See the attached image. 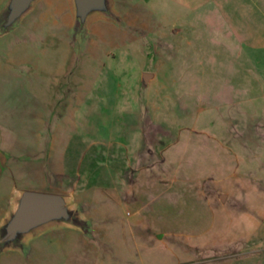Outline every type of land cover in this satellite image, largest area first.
<instances>
[{
    "label": "rangeland",
    "instance_id": "obj_1",
    "mask_svg": "<svg viewBox=\"0 0 264 264\" xmlns=\"http://www.w3.org/2000/svg\"><path fill=\"white\" fill-rule=\"evenodd\" d=\"M112 2L78 35L69 0H40L0 36V221L13 189L87 220L0 264H264V49L216 6Z\"/></svg>",
    "mask_w": 264,
    "mask_h": 264
},
{
    "label": "water",
    "instance_id": "obj_2",
    "mask_svg": "<svg viewBox=\"0 0 264 264\" xmlns=\"http://www.w3.org/2000/svg\"><path fill=\"white\" fill-rule=\"evenodd\" d=\"M40 0H7L0 11V36L12 29L30 13ZM113 0H69L77 34H83L95 18L117 21ZM142 73L141 87L153 79ZM220 201L223 196H219ZM67 226L78 229L87 227V220L67 195L17 190L0 221V253L23 251L26 243L52 227Z\"/></svg>",
    "mask_w": 264,
    "mask_h": 264
},
{
    "label": "crops",
    "instance_id": "obj_3",
    "mask_svg": "<svg viewBox=\"0 0 264 264\" xmlns=\"http://www.w3.org/2000/svg\"><path fill=\"white\" fill-rule=\"evenodd\" d=\"M176 4L200 12L201 7L216 6L221 32L236 40V45L248 46V49L258 51L264 49V0H169ZM232 6L238 7L232 9ZM226 24L228 25L226 29ZM224 26V28H223ZM10 193V199L15 193Z\"/></svg>",
    "mask_w": 264,
    "mask_h": 264
}]
</instances>
